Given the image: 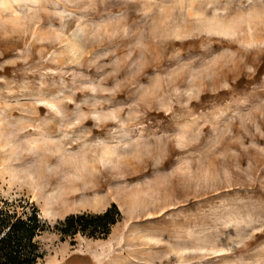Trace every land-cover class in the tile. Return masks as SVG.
<instances>
[{
  "label": "rangeland",
  "instance_id": "rangeland-1",
  "mask_svg": "<svg viewBox=\"0 0 264 264\" xmlns=\"http://www.w3.org/2000/svg\"><path fill=\"white\" fill-rule=\"evenodd\" d=\"M2 203L38 264H264V0H0Z\"/></svg>",
  "mask_w": 264,
  "mask_h": 264
},
{
  "label": "trees",
  "instance_id": "trees-1",
  "mask_svg": "<svg viewBox=\"0 0 264 264\" xmlns=\"http://www.w3.org/2000/svg\"><path fill=\"white\" fill-rule=\"evenodd\" d=\"M4 206V203L0 206V264H38L41 254L34 238L40 223L35 214L23 221ZM118 217L115 206L111 205L102 214L68 215L56 228L62 236L80 233L90 238H100L109 234V228Z\"/></svg>",
  "mask_w": 264,
  "mask_h": 264
},
{
  "label": "bare ground",
  "instance_id": "bare-ground-1",
  "mask_svg": "<svg viewBox=\"0 0 264 264\" xmlns=\"http://www.w3.org/2000/svg\"><path fill=\"white\" fill-rule=\"evenodd\" d=\"M107 154V153H106ZM89 182V181H88ZM84 183V185L85 184H89V183ZM74 185H72V186H70L69 188H67V189H69V190H73L74 189ZM135 196L134 195H126L125 197H124V202L126 203V204H128V206H131L132 208H134L135 206H136V199L134 198ZM110 199H113L112 198V194L110 193V192H106V195H101V196H96L94 199H93V201H92V203H91V205L93 206V207H104L105 206V204L110 200ZM49 202L46 200L45 201V203H44V210H43V212L42 213H44L45 215H47V214H49L50 213V210H49Z\"/></svg>",
  "mask_w": 264,
  "mask_h": 264
}]
</instances>
